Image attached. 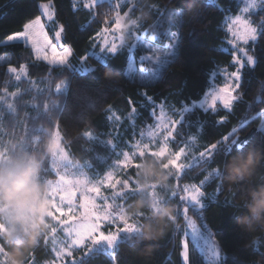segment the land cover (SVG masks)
<instances>
[{
  "label": "trees",
  "instance_id": "trees-1",
  "mask_svg": "<svg viewBox=\"0 0 264 264\" xmlns=\"http://www.w3.org/2000/svg\"><path fill=\"white\" fill-rule=\"evenodd\" d=\"M238 1L146 0L145 28L149 35L155 36V42L161 46L168 45L172 35L178 33L174 55L165 61L160 74L151 80L143 78L147 77L144 75L135 74L131 77L128 74L131 60L128 49L111 56L106 63L90 54L93 47L98 46L93 40H96L102 28L114 27L115 13L108 17L89 13L108 12L112 3L103 1L101 4L105 7L88 10L84 7L74 9L72 0H0L2 144L13 155L42 152L44 142L53 138L56 132L53 125L58 124L62 135L58 134L71 160L85 167L93 176L106 174L119 160L120 150L129 151L128 144L137 142L140 134L154 123L153 108L172 105L177 112L182 109L184 120L190 123L191 115L199 108L184 110L201 101L209 87L213 86L214 69H226L230 72L234 70L233 55L221 48L226 45L228 38L224 29L225 19L229 15H237L240 8ZM43 2H53L57 21L63 28L62 43L73 50L68 66L52 67L37 60L32 49L24 44H5L6 37L22 32L26 22L42 16L40 4ZM148 4L152 7H148ZM181 9L184 11L183 20L174 15ZM251 17L254 26H258L261 19H264V10L259 9ZM94 18L99 23L93 25ZM247 48L258 63L254 68L244 69L241 88L237 91L239 96L232 109L227 110L217 105L215 111L208 116L207 126L203 131L195 128L190 131V136L197 137L194 154L199 155L198 150H202L203 145L228 134L232 129L237 130L238 140H250L253 144L264 142V132L259 128L264 116V38L258 37ZM140 54V50L135 51L137 59ZM9 63L17 68V73L23 69L26 77L16 81V74L6 67ZM220 82L218 79L216 83ZM64 84L65 89L56 92V87ZM16 92L13 106L9 107L8 95ZM5 96L8 101L4 100ZM110 113H114L117 119L112 121ZM221 119L224 123H217ZM18 121L23 123V129L16 124ZM41 128L44 130L42 135L26 137L39 133ZM84 131H91V137L82 136ZM32 140L36 142L32 143ZM190 142L191 139H187L186 145ZM171 147L173 151L176 150V145ZM153 160L158 161L151 157L136 161L146 164ZM165 160L158 161L162 168ZM50 161L51 158L43 165L41 181L44 183L46 167ZM214 170L215 166L211 163L203 168H189V176L182 179L181 184L198 183L205 172ZM47 179L55 181V173ZM220 182L211 179L208 181L205 186L206 200H211ZM222 182L224 194L219 201L211 200L210 206L203 213V219L191 208L188 215L200 229L208 231L218 247L227 254V259L222 264H234L233 258L238 264H264V226L246 231L238 225L237 217L244 213V209L235 207L240 192L238 189L230 190L231 185L227 184L223 176ZM253 183H264V174L255 177ZM138 201L144 202L139 213L135 208ZM128 205V214L139 216L142 229L145 223H155L151 216L152 209L145 197L134 195L129 198ZM185 232V220L178 219L159 240L163 246L155 248L150 257L144 256L143 250L131 249L121 244L119 254L114 259L118 264H185L182 260ZM41 239L28 251L25 264H28ZM5 249H9L8 244H5ZM188 250L191 264H206L202 254L189 241ZM51 260L53 255L47 250L36 251L35 264ZM89 264H112V259L107 254H101Z\"/></svg>",
  "mask_w": 264,
  "mask_h": 264
},
{
  "label": "snow or ice",
  "instance_id": "snow-or-ice-1",
  "mask_svg": "<svg viewBox=\"0 0 264 264\" xmlns=\"http://www.w3.org/2000/svg\"><path fill=\"white\" fill-rule=\"evenodd\" d=\"M148 7L152 5L148 4ZM85 7H90L93 10L96 8H103L100 0H89V4ZM45 15L51 19L52 13L49 11V5H42ZM260 8L264 10V0H251L249 5H246L243 9L244 12H251L253 9ZM137 11V5L135 0L132 3L122 5L119 0H114L113 6L109 8L108 12L105 13H89L90 15H100L108 17L115 13V20L113 21L115 30L120 31L118 37L119 44L115 40L108 44L104 41V47L97 46L100 50L110 52L115 54L126 42V38L130 36L138 35L134 33L133 29L139 28V19L135 18L134 13ZM184 11L181 9L177 15L180 20H183ZM106 22V21H105ZM95 18L92 24H97ZM233 26H239L234 29ZM91 29V25L89 26ZM228 32L233 36H237L242 39L245 44L249 41L256 42L258 37L264 38V19H261L258 26H254V23L248 18L241 17L239 15L235 16L231 20L230 24L227 26ZM63 31V29H61ZM110 31L109 27H103L102 32L97 35H104ZM61 32H56V39H60ZM175 36V34H173ZM30 42L32 47L37 53H40L43 49H51V59L47 55L43 59L47 60L49 65L56 64L59 66H66L69 63V57L73 55V50L71 48L64 49L62 51H57V47L52 43L47 34L44 32V25L39 17L26 22L23 25V31L19 33L12 34L5 38V44L9 43H20ZM95 44V39L93 40ZM246 56V60H241L238 57H234L233 65L234 70L227 74V80L225 81L223 87L218 91L214 90L213 87H209L208 91L205 93L203 102L200 108L197 109L190 117V123L184 120L183 111L177 109L172 105H166L165 107L169 110V115H165V107L153 108L154 123L151 125V130L149 131V141L148 142H133L131 145L128 144L129 151L120 150L119 166L123 168H128L132 166V161L137 157L144 158L146 155L151 158H159L165 160L166 163L164 167L171 174V187L165 192L167 197V203L173 204L176 207V213L173 220L176 224L178 219H184L187 224L192 229L193 241L195 242L200 234L195 226V222L191 220L188 216L190 208L203 219L204 211L210 206L211 200L219 201L220 197L224 194V184L222 182V175L220 173L221 165L227 163L228 158L241 151H246L247 148L253 144L250 140H238L236 139V129H232L228 134H223L221 137L213 140L211 143L203 145L202 150L199 151L198 157L195 158V162L191 165L178 164L182 157H187L186 153V141L191 139L195 141L197 137L195 135H189L190 131L195 128L199 131H203L207 126V118L211 112L215 111L217 106V101L223 103L225 109H229L232 106V102L237 99V96H233V92L241 88V81L244 76V69L248 66L254 68L258 63L257 59H254L252 55H248V51L242 49ZM9 71L13 74L17 73V68L11 66L10 63L6 65ZM23 74V69H21L20 74L15 75V80L20 81ZM220 75L218 69H214V77ZM235 81L232 83L231 81ZM215 81L213 80V84ZM61 88L56 87V92H60ZM13 95H17L13 93ZM210 98V103H209ZM7 100V96L4 97ZM8 101V100H7ZM12 107V104H9ZM53 107L55 105L53 104ZM264 115V114H262ZM112 119V116H111ZM118 123V121H117ZM217 123L222 124L224 120L221 119ZM21 129L24 128L23 123L19 121L16 123ZM54 131L62 135L59 130V125H53ZM264 132V128L260 129ZM44 130L41 128L39 133H34L33 135L26 137H35L37 135H42ZM91 131L82 132V136L91 137ZM140 135H143L141 133ZM163 140L162 145H158L156 150L150 149V144L156 141L157 137ZM35 143V140L31 141ZM111 142V141H110ZM62 144V141H61ZM264 144V142H262ZM171 145H176V150H172ZM63 154V161L65 163V169L69 166L75 168L76 165H71L69 161V152L65 150L64 147L61 149ZM170 153V155H168ZM203 161V163H201ZM213 164L215 166L214 172H205L203 177L198 183L192 184H181V180L189 176L188 169H195L196 167L203 168L207 164ZM140 162L135 164L136 171L139 168ZM55 173L59 179L54 181L52 179H47L49 175ZM136 175V172H135ZM106 179L110 182L109 187H115L116 183H121L120 181L111 182V173L108 174ZM221 181L215 190V194L211 197V200H206L205 198V186L208 184L209 180ZM46 183L50 184V200L57 196V193L63 192L65 195L60 197V203L55 204L54 207L49 211L48 220L51 224L49 231L42 237L37 249H35L29 258L28 264H34V256L36 251L39 249H45L50 252L54 258H59L60 264H64L67 260V264H89V262L96 256L101 254H107L110 259H112V264H118L114 259L120 250V245L125 244L131 249L143 250L149 245L154 248L162 247L160 241H153L147 243H141L139 237L141 235V223L139 220L133 222L132 220L126 219L122 213L121 209L127 207L130 197L135 195V185L136 180L128 177L121 183V189L113 194L111 202H105L103 206L96 204L94 201H89V198L85 196L84 204L81 207L84 212L77 216L74 212L73 199L75 193H69L70 187L75 183L78 185H84L85 191L91 190L93 192L99 193V185H94L90 189L86 187L89 183L87 180L77 179L75 181L67 179L66 174H61V169L56 165L55 161H50L46 167ZM105 181H99V184H104ZM205 188V190H202ZM159 191V190H157ZM67 203L69 207L65 210L62 205ZM228 203V201H225ZM59 213V216L56 215ZM62 216H67L68 219H60ZM55 222L54 224L52 222ZM179 225L177 224V230ZM187 235V233H185ZM51 243V247H49ZM57 243H62L63 247H57ZM3 245H0V249ZM255 251V246H253ZM6 254V249L4 253ZM79 259H76V257ZM213 257L217 261V264H222L224 260L227 259V254L223 252L222 248H214ZM182 260L185 264H191V258L189 255L188 244L185 242L183 244ZM234 264H238L233 258ZM50 264H56V259H53Z\"/></svg>",
  "mask_w": 264,
  "mask_h": 264
},
{
  "label": "rangeland",
  "instance_id": "rangeland-1",
  "mask_svg": "<svg viewBox=\"0 0 264 264\" xmlns=\"http://www.w3.org/2000/svg\"><path fill=\"white\" fill-rule=\"evenodd\" d=\"M103 1L110 2L112 4L114 3V0H100V2H103ZM119 2L122 5H124V4L132 3L133 0H119ZM238 2L240 5V8H239V12L237 13V15L244 17V18H248L250 21H252L251 15L253 13L257 12L260 8L253 9L251 12H244L243 11L244 7L246 5H249L251 0H239ZM135 3L137 5V11L134 13V16H135V18L139 19V25L140 26H139V28L133 29V32L138 33V35H134V36H130L129 38H126V42L123 45V47L120 48L118 51H116L115 54H117L118 52H120L124 49H128L129 52L131 53V60H130V64L128 67V74L131 77L134 76L135 74H139L140 76L144 75L147 77H143V78H149L151 80H154L160 74L161 67L165 64V61H168L174 55L176 46L178 44V33H175V36L172 35L171 42L168 43V45H165V46L158 45L155 42V39H156L155 36L149 35L146 28H145L146 23H147L146 14L144 12L145 7H146V0H135ZM44 4L49 5V11H51V13H52L51 19H49L48 16L45 15V13L43 11L42 5H44ZM87 4H89V0H72V7L74 9H77L78 7H84L85 9H88V10L92 9L90 7H85V5H87ZM40 8L42 11V16L39 18L41 19V22L44 25V32L47 34V36L52 41V43L57 47V51H62L64 49L70 48V47L64 46L62 43L63 31H61V29H63V28H62V24H60L57 21L55 7H54L53 2H43L40 4ZM237 15H229L225 19L224 29L228 34V38L226 39V45L222 46L221 50L224 52H230L233 55V60H234V57H238L241 60H246V56L244 55V52L241 50L242 49L248 50L247 46L253 41H249L247 44H245L242 39H239L237 36H233L227 30V26L230 24L231 20L234 19L235 16H237ZM233 27H234V29H236L239 26H233ZM114 28H115V25L113 28L110 29V31L107 34H104L102 36L97 35L96 40H95L96 45H98L99 47H104L105 46L104 41H107L108 44H111L114 40L117 44H119L118 37L121 33L119 30L113 31ZM56 32H61L60 39H58V40L55 37ZM9 44H11V43H9ZM24 45L32 49V51L35 55V58L37 60L43 61L49 65L48 61L43 59V57L45 55H47L49 57V59H51V49L50 48L43 49L40 53H37L36 50L32 47L30 42H25ZM136 50L141 51L139 59H137L135 56ZM90 54L94 55L97 59H99L103 63H106L108 58L115 55V54H112L110 52L100 50L96 46L93 47V49L90 51ZM248 55H251V53L249 51H248ZM70 58L71 57L68 58L69 61H70ZM50 66L58 67L56 64H52ZM66 66H68V65H66ZM59 67H65V66H59ZM248 67H251V66H248ZM219 72H220V75H218L216 77H214V75H213V80L215 81V83L213 84L212 87L216 91H218L221 87H223L225 81L227 80V74L231 73L230 71H228L226 69H223ZM20 73L21 72L16 73V74H20ZM25 77H26L25 72H23L21 79L25 78ZM218 79L221 80L220 84L216 83ZM231 82L235 83L234 80ZM60 88H61V91H63L65 89V84L63 86H60ZM237 91H238V89L233 92V96H237ZM16 94H17V92H16ZM15 97H16V95H13V93L9 94L8 95V100H9L8 104H12V106H13V100L15 99ZM235 101H236V99L232 102L231 108H229L227 110L232 109ZM202 102H203V99L199 102L194 103L191 107L186 108L184 111H188L194 107L200 108V105L202 104ZM209 103H210V98H209ZM217 105H221L223 107V103L221 101H217ZM161 107H165V106L163 105ZM164 113L166 116L170 114L167 107L164 108ZM111 116H112V119H111ZM110 119L112 121H114L117 119V116L114 113H110ZM259 128L260 129L264 128V116L262 117V123H261ZM150 130H151V127L148 128L147 130H145L144 132H142L143 135H140V138L137 142H140V141L148 142L149 141L148 133ZM3 136H4V133H3L2 127L0 125V158H3L7 153L10 152L9 148L7 149L6 146H4L2 144ZM53 138H54L55 143H56L57 152H56L55 156H53L51 158V160L55 161L56 165L61 169V174H66V178L73 180V181H75L77 179L87 180L89 182L86 185V187L88 189H90L94 185H99V187H100L99 193L93 192L91 190L85 191L84 185H78L75 183L70 187L68 194H71L72 192L75 193L73 203L71 206L73 207L74 212L77 216H80L84 212V209L81 207V205H83L85 202V200H84L85 196H87L89 198V201H94L96 204L101 205V207H102L104 202H105V199L107 200V202L112 201L113 194L115 192L120 191L121 183L123 182L124 179H126L128 177H131L133 180L134 179L136 180L135 195H138L140 197H145L147 199V201L149 202V206L151 207V209H159L163 204H165V202L167 200L165 192L171 187V185H169L168 187L152 186L148 190H142L139 187L140 183L143 182V177L141 176V170H142L143 166L145 165V163L141 162L139 165V168L136 171V168H135V164L137 163L136 160H138V159L144 160L149 156L146 155L144 158L137 157L135 160L132 161V166H130L128 168H123V167L119 166V160H117L115 162L114 166L106 174H104L100 177L96 176V175L93 176L87 172L85 167L79 165L78 163H75L74 161L71 160L70 157H69V161L71 162V165H76V167L73 168V167L69 166L67 169H65L64 168L65 163L63 161V154L61 151L62 147H64L63 143L61 144L62 138L60 137V135L57 132H55V134L53 135ZM195 142H196V140L195 141L191 140V142L185 146L186 147V153L188 155H187V157H182L180 161H177L178 164H185L187 166V165H191L195 162V158L198 157L197 154H194ZM162 144H163V140L158 136L156 138V141L151 143L149 146H150V149L156 150L158 145H162ZM168 155H170V153ZM119 159H122V157L120 156ZM154 159H157L158 161L161 160L159 158H154ZM164 159H167V156ZM163 169L167 170L164 166H163ZM135 172H136V175H135ZM109 173H111V178H112L111 182L120 181L121 183H116L115 187H109L110 182L106 179V177L108 176ZM55 176H56V180H58L59 177L56 174H55ZM101 180H104L105 183L99 184V181H101ZM157 190H159V191H157ZM62 195H65V193L59 192V193H57V196L54 199H52V200L49 199L47 201V208L45 209V211L47 212V223H48L49 227L42 234L41 238L49 231V229L51 227V224L48 220L49 211L54 207L55 204L60 203V197ZM62 207L65 210H67L69 205L67 203H65L62 205ZM128 207H130V206L127 204V207H124L121 209L122 215L128 220H132L133 222L137 221L139 216L138 215L135 216L134 214L133 215L128 214V212H127ZM56 215L59 216V213H56ZM60 219H62V220L68 219V217L62 216V217H60ZM52 223L54 224L55 222L53 221ZM185 225H186V232L185 233H187V235H185L184 243L187 242V244H188V241L191 242L198 249V251L202 254L206 264H217V261L213 257V250H214V248L218 247V244L216 243L213 236L208 231H203L202 229H200L195 223V226H196L200 236L194 242L191 227L187 224L186 221H185ZM141 229H142V227L140 228V231H141ZM3 231H6V228L4 227V225L0 224V232H3ZM5 244H6L5 241L3 239H0V245H3V248L0 249V259H2L4 256H7V251H6V254H3L4 250H5ZM49 247H51V243H50ZM57 247H63V244L57 243ZM53 259H56V264H60L59 258L53 257ZM51 261L43 262V263H37V264H50ZM64 264H67V260L64 261Z\"/></svg>",
  "mask_w": 264,
  "mask_h": 264
},
{
  "label": "clouds",
  "instance_id": "clouds-1",
  "mask_svg": "<svg viewBox=\"0 0 264 264\" xmlns=\"http://www.w3.org/2000/svg\"><path fill=\"white\" fill-rule=\"evenodd\" d=\"M57 147L54 138L47 139L43 151L38 153L22 152L16 155L7 153L0 158V224L6 231L0 232V239L8 244L7 256L0 264H25L29 250L39 242L49 227L47 223V201L50 198V185L41 181L43 165L55 156ZM220 173L231 189H238L237 209H244L237 217L238 225L252 231L264 226V183H253L255 177L264 174V144H253L246 151L231 155L226 165L220 167ZM143 182L139 187L148 190L152 186L168 187L171 174L160 166L158 161H148L141 170ZM144 207L143 201L135 204L139 213ZM176 207L165 203L159 209H152L155 223H145L141 230L140 242L161 240L170 226ZM155 248L143 249V255L150 257Z\"/></svg>",
  "mask_w": 264,
  "mask_h": 264
}]
</instances>
